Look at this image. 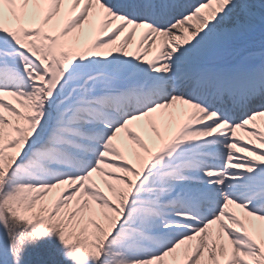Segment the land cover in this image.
Returning a JSON list of instances; mask_svg holds the SVG:
<instances>
[{
  "label": "snow or ice",
  "instance_id": "6c2138e0",
  "mask_svg": "<svg viewBox=\"0 0 264 264\" xmlns=\"http://www.w3.org/2000/svg\"><path fill=\"white\" fill-rule=\"evenodd\" d=\"M0 264H264V0H0Z\"/></svg>",
  "mask_w": 264,
  "mask_h": 264
},
{
  "label": "bare ground",
  "instance_id": "6f19581e",
  "mask_svg": "<svg viewBox=\"0 0 264 264\" xmlns=\"http://www.w3.org/2000/svg\"><path fill=\"white\" fill-rule=\"evenodd\" d=\"M154 53H150L149 57L148 58H151V55H153Z\"/></svg>",
  "mask_w": 264,
  "mask_h": 264
}]
</instances>
